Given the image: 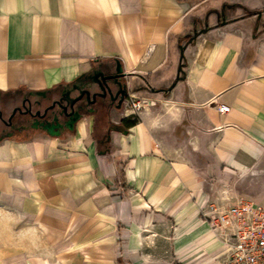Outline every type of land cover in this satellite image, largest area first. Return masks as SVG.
<instances>
[{
    "label": "crops",
    "instance_id": "1",
    "mask_svg": "<svg viewBox=\"0 0 264 264\" xmlns=\"http://www.w3.org/2000/svg\"><path fill=\"white\" fill-rule=\"evenodd\" d=\"M115 60L157 105L0 140V264L224 261L203 214L264 160V0H0L1 97Z\"/></svg>",
    "mask_w": 264,
    "mask_h": 264
},
{
    "label": "flooded vegetation",
    "instance_id": "2",
    "mask_svg": "<svg viewBox=\"0 0 264 264\" xmlns=\"http://www.w3.org/2000/svg\"><path fill=\"white\" fill-rule=\"evenodd\" d=\"M98 69L93 68L87 75H83L82 78L99 76V72L106 73L113 71L116 68V64L103 63L98 65ZM109 67V68H108ZM123 81V78H119ZM77 83V81H74ZM72 82L62 86L60 89L48 90L44 93H35L30 90H16L6 94V96H0V140L6 137H27L33 132H46L44 129L45 121L51 120L52 116L57 115V121L63 122V115H60L62 108L57 104V100H62V104H66L65 100L68 98L67 90H69ZM73 90L70 94V98H74L77 95ZM129 95L125 93L123 87L120 88L118 95L114 98L106 96L104 103L98 105L100 99L93 104H87L85 110L92 109L91 114H99L102 116H108L109 108L117 105L123 106ZM67 111H72V107L66 104ZM75 107V105L73 106ZM68 132L66 128L61 130V134Z\"/></svg>",
    "mask_w": 264,
    "mask_h": 264
},
{
    "label": "built area",
    "instance_id": "3",
    "mask_svg": "<svg viewBox=\"0 0 264 264\" xmlns=\"http://www.w3.org/2000/svg\"><path fill=\"white\" fill-rule=\"evenodd\" d=\"M153 100L139 98L129 93L128 108L137 113ZM220 112L229 107L219 105ZM204 218L212 228L223 236L226 256L222 264H264V208L243 197H236L221 208L209 207Z\"/></svg>",
    "mask_w": 264,
    "mask_h": 264
},
{
    "label": "water",
    "instance_id": "4",
    "mask_svg": "<svg viewBox=\"0 0 264 264\" xmlns=\"http://www.w3.org/2000/svg\"><path fill=\"white\" fill-rule=\"evenodd\" d=\"M116 61V68L113 71L106 73L99 72V76L86 77L85 79L82 76L78 77L75 81L72 82L69 90H67V100L66 104H69V107H72V111L69 113L67 111L66 104H62V100H57V104L62 108L63 111L59 113L63 115V122L57 121V115H53L51 120L45 121L44 129L46 132L53 136H59L61 130L66 128L68 131H73L75 124L81 120L86 114H90L93 110H85L87 104H93L99 98L100 101L98 105L104 103V98L109 96L114 98L118 95V92L121 87L125 89V93L128 92L127 80L125 79V74L123 72L122 66L118 60ZM109 68V67H108ZM119 78H123L121 81ZM76 91L77 95L74 98H70L71 92ZM50 91V90H49ZM74 91V92H75ZM44 93V92H42ZM75 105V107H73ZM115 107H120L117 105Z\"/></svg>",
    "mask_w": 264,
    "mask_h": 264
},
{
    "label": "rangeland",
    "instance_id": "5",
    "mask_svg": "<svg viewBox=\"0 0 264 264\" xmlns=\"http://www.w3.org/2000/svg\"><path fill=\"white\" fill-rule=\"evenodd\" d=\"M132 84L134 85V82ZM155 105H157L156 100L154 106ZM133 116L135 115L133 114ZM181 130H183V127L178 129L179 133ZM218 175L224 177L225 179V195L229 199L226 203L231 202L236 197H243L261 205L264 208V160L257 162V164L251 168H230V170H226V173L221 172V174L219 173ZM2 223L4 224L8 222ZM2 235L4 239L6 235L4 233ZM28 236L31 235L29 234ZM37 236V234L33 235V239L35 241H39ZM21 240L19 239L18 242L23 244ZM5 262L9 264V261Z\"/></svg>",
    "mask_w": 264,
    "mask_h": 264
},
{
    "label": "trees",
    "instance_id": "6",
    "mask_svg": "<svg viewBox=\"0 0 264 264\" xmlns=\"http://www.w3.org/2000/svg\"><path fill=\"white\" fill-rule=\"evenodd\" d=\"M134 121H131L130 123H133Z\"/></svg>",
    "mask_w": 264,
    "mask_h": 264
}]
</instances>
